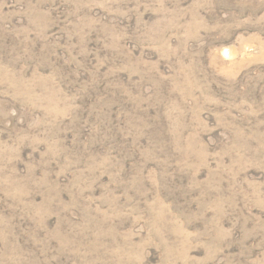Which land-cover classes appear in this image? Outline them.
Here are the masks:
<instances>
[{
  "label": "rangeland",
  "instance_id": "obj_1",
  "mask_svg": "<svg viewBox=\"0 0 264 264\" xmlns=\"http://www.w3.org/2000/svg\"><path fill=\"white\" fill-rule=\"evenodd\" d=\"M0 264H264V0H0Z\"/></svg>",
  "mask_w": 264,
  "mask_h": 264
}]
</instances>
